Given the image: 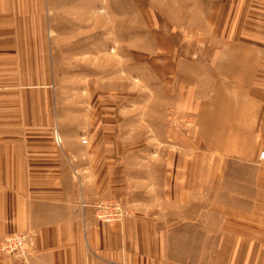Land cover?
Wrapping results in <instances>:
<instances>
[{"label": "crops", "instance_id": "obj_1", "mask_svg": "<svg viewBox=\"0 0 264 264\" xmlns=\"http://www.w3.org/2000/svg\"><path fill=\"white\" fill-rule=\"evenodd\" d=\"M46 1L0 0V239L33 234L31 264H264V0H157L212 30L156 39L199 78L177 92L196 162L146 166L118 164L115 107L58 99ZM108 198L128 209L110 225L91 206Z\"/></svg>", "mask_w": 264, "mask_h": 264}, {"label": "rangeland", "instance_id": "obj_2", "mask_svg": "<svg viewBox=\"0 0 264 264\" xmlns=\"http://www.w3.org/2000/svg\"><path fill=\"white\" fill-rule=\"evenodd\" d=\"M148 6L162 24H151ZM157 9V0L46 1L58 99L71 113L94 112L87 109L94 102L98 111L115 107L117 159L125 166L196 162V150L188 140L191 120L178 107L177 92L198 84L199 78L178 72L172 76L174 64L167 61L168 56L156 58V39L161 37L173 50L180 36H206L212 29L206 24H186L190 28L170 24ZM205 65L191 64L192 73H202ZM28 252L27 262L21 263L31 264L32 245ZM0 256L11 260L1 252Z\"/></svg>", "mask_w": 264, "mask_h": 264}, {"label": "built area", "instance_id": "obj_3", "mask_svg": "<svg viewBox=\"0 0 264 264\" xmlns=\"http://www.w3.org/2000/svg\"><path fill=\"white\" fill-rule=\"evenodd\" d=\"M56 141L58 140L55 135ZM85 142V140H83ZM264 151L259 152V157H263ZM84 206V203H81ZM93 215L98 222L113 224L121 221L127 214V210L117 198H108L95 201L91 204ZM29 232H12L0 239V252L15 260V262H27L28 250L32 245Z\"/></svg>", "mask_w": 264, "mask_h": 264}]
</instances>
